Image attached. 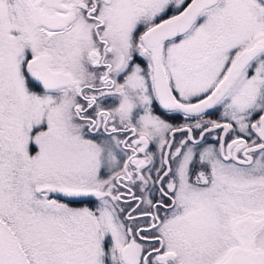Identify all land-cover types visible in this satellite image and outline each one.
Listing matches in <instances>:
<instances>
[{
	"label": "snow or ice",
	"instance_id": "6c2138e0",
	"mask_svg": "<svg viewBox=\"0 0 264 264\" xmlns=\"http://www.w3.org/2000/svg\"><path fill=\"white\" fill-rule=\"evenodd\" d=\"M0 264H264V0H0Z\"/></svg>",
	"mask_w": 264,
	"mask_h": 264
}]
</instances>
